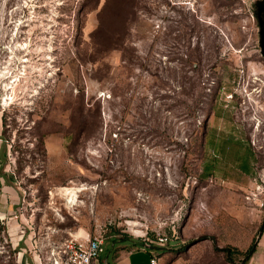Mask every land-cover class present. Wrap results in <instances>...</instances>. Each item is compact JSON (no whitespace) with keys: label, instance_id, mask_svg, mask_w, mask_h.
<instances>
[{"label":"rangeland","instance_id":"374dc122","mask_svg":"<svg viewBox=\"0 0 264 264\" xmlns=\"http://www.w3.org/2000/svg\"><path fill=\"white\" fill-rule=\"evenodd\" d=\"M257 1L0 0V264L69 236L264 264Z\"/></svg>","mask_w":264,"mask_h":264},{"label":"built area","instance_id":"2783aa9c","mask_svg":"<svg viewBox=\"0 0 264 264\" xmlns=\"http://www.w3.org/2000/svg\"><path fill=\"white\" fill-rule=\"evenodd\" d=\"M256 192L263 205L264 182L257 186ZM157 241L161 245L166 238H158ZM102 245V240L97 237L69 236L47 252L46 264H93L103 250ZM149 264H157V260L151 258Z\"/></svg>","mask_w":264,"mask_h":264},{"label":"crops","instance_id":"0c3cea01","mask_svg":"<svg viewBox=\"0 0 264 264\" xmlns=\"http://www.w3.org/2000/svg\"><path fill=\"white\" fill-rule=\"evenodd\" d=\"M115 241L111 247L103 246L102 252L93 264H149L151 258H155L157 264H160L159 255L166 249L157 246L150 249L148 246L152 245L133 240Z\"/></svg>","mask_w":264,"mask_h":264},{"label":"bare ground","instance_id":"6f19581e","mask_svg":"<svg viewBox=\"0 0 264 264\" xmlns=\"http://www.w3.org/2000/svg\"><path fill=\"white\" fill-rule=\"evenodd\" d=\"M16 31V30H15ZM12 81V80H11ZM16 80H13L11 86H9V84H5V88L4 89H11L13 95H15V90L17 89L18 85L17 84H13ZM8 97V95H7ZM9 99H12L11 95L9 98H5L4 101H7ZM79 191V189H74V188H70V187H63L59 189V194H61V196H63L66 201L70 204H73L76 202L77 199V192ZM79 235V234H78Z\"/></svg>","mask_w":264,"mask_h":264},{"label":"flooded vegetation","instance_id":"af4514ba","mask_svg":"<svg viewBox=\"0 0 264 264\" xmlns=\"http://www.w3.org/2000/svg\"><path fill=\"white\" fill-rule=\"evenodd\" d=\"M256 21L258 27L263 26L264 28V0H258L256 3Z\"/></svg>","mask_w":264,"mask_h":264},{"label":"water","instance_id":"95a60500","mask_svg":"<svg viewBox=\"0 0 264 264\" xmlns=\"http://www.w3.org/2000/svg\"><path fill=\"white\" fill-rule=\"evenodd\" d=\"M259 45H260L261 55L264 57V28H263V26L260 27ZM148 247L150 249H155V246H148Z\"/></svg>","mask_w":264,"mask_h":264},{"label":"trees","instance_id":"16d2710c","mask_svg":"<svg viewBox=\"0 0 264 264\" xmlns=\"http://www.w3.org/2000/svg\"><path fill=\"white\" fill-rule=\"evenodd\" d=\"M121 241H123V240H121ZM113 243H116V241H115V240H111V241H109L106 245L110 246V245L113 244ZM19 245H20V247H21V243L18 244V246L15 248V250H18V249L20 248ZM104 245H105V244L102 245V248H103ZM110 247H111V246H110ZM110 247H109V248H110ZM251 251H252V248L250 247V248L246 251V253H245V258L251 255ZM230 256H231V253H230Z\"/></svg>","mask_w":264,"mask_h":264}]
</instances>
